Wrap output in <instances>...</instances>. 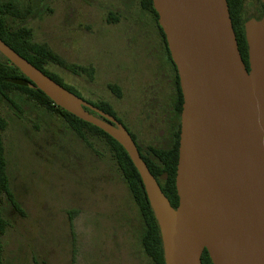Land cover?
<instances>
[{
  "label": "rangeland",
  "instance_id": "obj_1",
  "mask_svg": "<svg viewBox=\"0 0 264 264\" xmlns=\"http://www.w3.org/2000/svg\"><path fill=\"white\" fill-rule=\"evenodd\" d=\"M5 1L22 11V21L11 20L30 29L34 43L90 69L72 73L48 64L49 73L91 106L109 104L141 148L161 145L166 134L154 130L153 105L169 71L153 18L139 0ZM23 106L20 120L8 106L1 109L9 192L22 211L12 212L2 197L9 222L3 264H150L136 206L106 141L88 132L80 138L60 116Z\"/></svg>",
  "mask_w": 264,
  "mask_h": 264
},
{
  "label": "water",
  "instance_id": "obj_2",
  "mask_svg": "<svg viewBox=\"0 0 264 264\" xmlns=\"http://www.w3.org/2000/svg\"><path fill=\"white\" fill-rule=\"evenodd\" d=\"M151 1L183 100L176 208L116 119L54 82L1 39L0 55L31 88L124 149L157 222L165 264H201L204 250L212 264H264V16L244 24L247 70L226 0Z\"/></svg>",
  "mask_w": 264,
  "mask_h": 264
},
{
  "label": "trees",
  "instance_id": "obj_3",
  "mask_svg": "<svg viewBox=\"0 0 264 264\" xmlns=\"http://www.w3.org/2000/svg\"><path fill=\"white\" fill-rule=\"evenodd\" d=\"M226 1L238 45V50L245 67L248 70L247 44L245 41L242 25L243 0ZM138 2L140 9L153 18L159 33L160 40L165 46L166 55L174 67L167 49L165 36L162 29L158 25V16L153 9L152 1L139 0ZM23 18H25V16L21 10L15 8L12 3L6 2L5 0H0V39L35 68L39 69L54 82L70 91L69 87L64 85L63 82L55 75L49 73L45 69V66L48 64H55L72 73L76 71L87 72L90 69L68 64L55 55L44 44L34 43L32 41L30 29L25 27L22 22L21 24H17L11 20L19 19L22 21ZM175 76L178 89L177 112L178 117H180L183 100L179 86V79L178 75H176V72ZM29 85L30 83L28 79L22 75V73L16 67L10 64L3 56L0 55V204L2 197L5 196L10 203L12 210L15 213L22 215V211L19 208L18 203L13 200L11 193L9 192V183L6 173L5 148L3 144V134L8 123L2 115L1 109L4 105L8 106V108L11 109L12 116L16 120H20V117L23 113V105L32 103L35 106L45 109V111L51 113L52 115L63 118L67 127L76 135L80 136V138H82V136L88 132L90 137L96 136L106 141L112 154V158L120 171L122 180L126 184L130 196L136 206V214L139 223V240L143 252L150 264H165L163 257V246L157 222L150 208L139 174L134 168L124 149L103 131L55 106L53 102L45 96L44 93H42L36 87L31 88ZM110 90L115 93L116 96H119V90L117 87L111 86ZM15 95L23 97L24 103H21L17 98H14ZM95 107L115 118V112L112 110L109 104L100 102L95 105ZM179 135L180 124L178 122V129L172 143L170 142L167 144L165 136L162 139L160 146L147 145L145 148H141L140 145H136L140 157L146 164L150 174L156 180L162 193L169 201L172 208H176L178 205V197L175 188V176L178 160ZM8 223L9 222L4 214V210L0 206V264H3L2 236L8 227ZM201 264H212L205 250L201 255Z\"/></svg>",
  "mask_w": 264,
  "mask_h": 264
},
{
  "label": "flooded vegetation",
  "instance_id": "obj_4",
  "mask_svg": "<svg viewBox=\"0 0 264 264\" xmlns=\"http://www.w3.org/2000/svg\"><path fill=\"white\" fill-rule=\"evenodd\" d=\"M263 16H264V0H248L246 12L243 5V14H242L243 30L246 21L250 19L260 20ZM161 49H162V56L164 57V61L166 62V67L168 68L169 71V76L166 77V89H165V84L163 83L162 80L160 82L161 84L157 85V90L155 93L156 96L154 97V105H153L154 113L156 114L157 117L156 118L157 125L154 130L159 131L158 132L159 135L161 133L163 134L165 133L166 143L168 144L174 141L175 134L178 129V122L180 124V117H178V112H177L178 89H177L176 76H175V72L177 75V71L175 66L173 67L172 64L170 63V60L166 55L165 46L163 45L162 42H161ZM117 97L121 98L120 94ZM114 119H116L128 131L135 145H137L138 144L137 140L133 135V133L131 132L130 128L127 126V124L124 121H122L121 118L118 117L116 114ZM12 212L14 211L12 210Z\"/></svg>",
  "mask_w": 264,
  "mask_h": 264
}]
</instances>
